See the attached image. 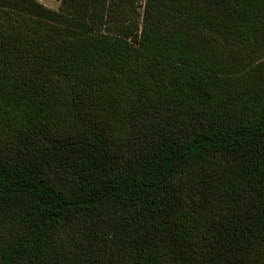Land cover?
I'll use <instances>...</instances> for the list:
<instances>
[{"label": "trees", "instance_id": "16d2710c", "mask_svg": "<svg viewBox=\"0 0 264 264\" xmlns=\"http://www.w3.org/2000/svg\"><path fill=\"white\" fill-rule=\"evenodd\" d=\"M55 1L0 0V264H264V0Z\"/></svg>", "mask_w": 264, "mask_h": 264}, {"label": "rangeland", "instance_id": "374dc122", "mask_svg": "<svg viewBox=\"0 0 264 264\" xmlns=\"http://www.w3.org/2000/svg\"><path fill=\"white\" fill-rule=\"evenodd\" d=\"M35 1L41 3L45 7L50 8L54 11L58 10L59 3L55 0H35Z\"/></svg>", "mask_w": 264, "mask_h": 264}]
</instances>
